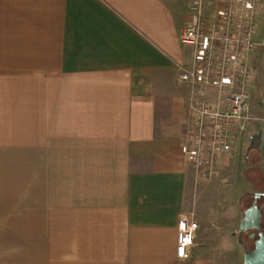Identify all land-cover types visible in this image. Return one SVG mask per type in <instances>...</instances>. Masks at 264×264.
Returning <instances> with one entry per match:
<instances>
[{
  "label": "crops",
  "instance_id": "obj_1",
  "mask_svg": "<svg viewBox=\"0 0 264 264\" xmlns=\"http://www.w3.org/2000/svg\"><path fill=\"white\" fill-rule=\"evenodd\" d=\"M195 1L0 0V264L231 262L244 198L264 195V136L253 123L211 179L186 164L179 67L192 63L181 36ZM203 4L212 14L222 0ZM250 64L251 94L264 95V46ZM191 212L199 228L180 260Z\"/></svg>",
  "mask_w": 264,
  "mask_h": 264
},
{
  "label": "built area",
  "instance_id": "obj_2",
  "mask_svg": "<svg viewBox=\"0 0 264 264\" xmlns=\"http://www.w3.org/2000/svg\"><path fill=\"white\" fill-rule=\"evenodd\" d=\"M203 0H196L182 41L193 48L192 63L179 67L180 80L191 86L189 116L185 123L186 164L199 178L219 174V167L237 141L257 123L264 136V111L255 113L251 88L258 74L250 54L264 39H256L262 0H222V7L206 14ZM199 222L194 213L180 216L176 256L190 257Z\"/></svg>",
  "mask_w": 264,
  "mask_h": 264
},
{
  "label": "rangeland",
  "instance_id": "obj_3",
  "mask_svg": "<svg viewBox=\"0 0 264 264\" xmlns=\"http://www.w3.org/2000/svg\"><path fill=\"white\" fill-rule=\"evenodd\" d=\"M194 4V3H193ZM192 8H193V5H192ZM264 95H263V91L261 90V87H259V88H257V89H254V90H252V99H251V105H252V108L256 111V108H257V106H258V102H259V99H263L262 97H263ZM252 130V129H251ZM256 145L255 146H253L252 147V149H251V153H252V155L255 157V155L256 154H258V155H260V153H261V142L258 140V139H256V143H255ZM246 149V148H245ZM264 153V152H263ZM256 179L254 182L255 183H258L259 182V179H258V175L257 174H253V179ZM239 181H240V183L241 184H245L247 181H246V179H245V177L244 176H241L240 178H239ZM251 182V181H250ZM245 189H247V187H244ZM244 188H240V191H242ZM244 189V190H245ZM224 192H222V195L223 194H225V196H227V195H229L230 196V192H236L235 191V189L233 190V189H231V188H228L227 189V187L226 188H224ZM233 190V191H232ZM251 190L253 191V189L251 188ZM228 191V192H227ZM229 199V198H228ZM251 201H252V196H251V193H249V195H247L245 198H244V205H245V207L246 206H248L250 203H251ZM221 202V201H220ZM228 203V202H227ZM216 204V203H215ZM229 205V203L226 205V206H228ZM223 206H224V202H223ZM261 207H262V209L264 210V202H262L261 201ZM241 208H242V206H241ZM228 210H232L231 212H233V211H238L237 210V208L235 209V208H230V209H228ZM242 211H243V209L241 210V213H242ZM263 221H264V218H263ZM242 240H241V242L242 243H247L248 245H249V247H251V243L246 239V237L244 236L245 234H243L242 233ZM238 236H239V234L237 235V237L235 238V240H237L238 239ZM244 245L245 244H242V246H239V245H237V246H235V245H233L232 246V248H231V250L230 251H227L226 253H229V254H231V262H224L225 264H245V262H244V252H246V248L244 247ZM247 246V245H246Z\"/></svg>",
  "mask_w": 264,
  "mask_h": 264
},
{
  "label": "water",
  "instance_id": "obj_4",
  "mask_svg": "<svg viewBox=\"0 0 264 264\" xmlns=\"http://www.w3.org/2000/svg\"><path fill=\"white\" fill-rule=\"evenodd\" d=\"M262 217L263 211L255 201L251 206L245 209L244 216L240 224V230L247 231L249 229H261ZM250 235L253 236L254 233H251ZM259 236V239L255 242V248L245 252V264H264V234L260 233Z\"/></svg>",
  "mask_w": 264,
  "mask_h": 264
},
{
  "label": "flooded vegetation",
  "instance_id": "obj_5",
  "mask_svg": "<svg viewBox=\"0 0 264 264\" xmlns=\"http://www.w3.org/2000/svg\"><path fill=\"white\" fill-rule=\"evenodd\" d=\"M256 194L257 193H255V194L252 195V202H251V204L249 206H251L256 201L257 205L259 207H261V201L263 200L264 195L263 194H257L256 195ZM249 206H247V208ZM261 209H262V207H261ZM262 211H263V217H262V223H261L262 224V227H261V229H259V230L249 229L247 231H242V233L245 234L244 236L246 237V239L251 243V247H249V245L247 243H242L241 242L242 244H245L244 247L246 248V251L247 250H253L255 248V242H256V240H258L259 237H260L259 236L260 233H263L264 234V221H263V218H264V210L262 209ZM251 233H254V235L251 236L250 235Z\"/></svg>",
  "mask_w": 264,
  "mask_h": 264
},
{
  "label": "trees",
  "instance_id": "obj_6",
  "mask_svg": "<svg viewBox=\"0 0 264 264\" xmlns=\"http://www.w3.org/2000/svg\"><path fill=\"white\" fill-rule=\"evenodd\" d=\"M252 195H253V194H251V196H252ZM250 204H251V203H250ZM250 204H249V205H250Z\"/></svg>",
  "mask_w": 264,
  "mask_h": 264
}]
</instances>
